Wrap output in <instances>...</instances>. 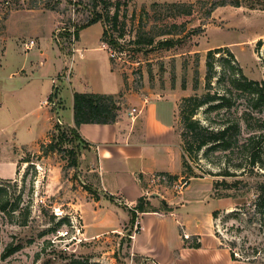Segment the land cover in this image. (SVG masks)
Wrapping results in <instances>:
<instances>
[{
	"label": "rangeland",
	"instance_id": "obj_1",
	"mask_svg": "<svg viewBox=\"0 0 264 264\" xmlns=\"http://www.w3.org/2000/svg\"><path fill=\"white\" fill-rule=\"evenodd\" d=\"M47 1L56 2L57 9H42ZM111 1L109 16L115 12V3H120L118 27L104 18L83 33L97 39L106 30L108 38L118 42L119 47L112 49L118 55L112 58L113 66L124 80L129 79L131 94L140 95L137 101H132L138 110L142 106L141 95L151 101L153 95L160 94L171 109L176 99L180 102L185 97L203 96L207 92L206 57L209 50L216 48L233 53L230 66L242 68L249 81L264 80V0H228L235 3L218 7L209 16V5L198 0ZM154 2L161 6L154 7ZM34 3L39 9H29ZM172 3H193L194 6L190 13L182 11L174 16L178 10L165 6ZM93 4L94 0H0V40L6 37L7 21L11 18L12 32L27 35L26 39L41 38L40 41L47 45L53 39L70 55L76 42L74 26L93 17ZM12 13H15L13 17ZM122 31L124 37H119ZM165 31L173 34L161 35ZM140 32L143 38L155 36V43L151 46L136 44ZM165 40H172L173 45L167 47ZM53 58L49 65L55 75L58 63ZM73 58L78 62L80 53L74 52L67 63ZM226 59L229 55L225 51L216 55V76L210 91L226 94L229 104L209 112H206L207 106L203 107L196 119L214 129L229 127L231 146L227 151L205 148L195 160L188 157L190 172L198 176L192 179L205 180H195L191 184L187 193L190 204L178 211L176 218L190 227L183 228L186 232L203 236L205 240L204 257L196 255L189 264H264V220L259 222L252 208L249 214L245 209L238 215L232 213L244 204L249 207L257 196L254 186L264 183V107L258 105L248 91H239L230 85L233 72L224 63ZM56 78L61 91L67 81ZM227 88L231 89L230 93H226ZM54 122V129L42 143L24 149L15 179L0 178L3 190L0 191V205L8 203L5 212L0 210V264H71L74 260L82 264H157L132 253V239L125 232L122 236L87 238L80 246H71V252L64 251L65 244L58 242L56 237L59 231L70 229L69 216L79 218L72 205L78 201L77 192L82 188L84 174L70 165V152L77 154V148L71 141L64 142L61 138L62 130L67 128L59 126L56 118ZM179 128L181 132L180 122ZM250 139L258 154L255 167L249 166L247 159L246 144ZM50 144L55 146V152ZM180 167L181 164L176 171ZM224 172L233 175L225 176ZM222 182L236 183L237 187L227 188ZM207 183H218L217 190L213 189L214 195L230 197L223 198L222 202L210 198ZM150 190L157 193L155 204L162 209L161 195L167 192L166 198L172 199L184 188L175 189L173 182L167 180L161 187L152 186ZM215 210L220 214L213 219L211 214ZM79 222L82 224L81 220ZM197 241L196 237L190 238V243ZM215 242L220 243L224 251L208 248ZM230 249L236 253L237 261L229 256Z\"/></svg>",
	"mask_w": 264,
	"mask_h": 264
},
{
	"label": "crops",
	"instance_id": "obj_2",
	"mask_svg": "<svg viewBox=\"0 0 264 264\" xmlns=\"http://www.w3.org/2000/svg\"><path fill=\"white\" fill-rule=\"evenodd\" d=\"M11 20L7 21L6 37L0 40V178L15 179L24 149L35 148L47 138L54 129V118L58 117L65 128L76 129L75 92L121 95L122 107L115 123L83 124L76 129L82 140L77 147V170L84 174V180L72 207L82 222L84 236L99 239L111 234L122 236L124 232L130 235L135 224L130 207H136L144 198L157 211L140 212L142 228L130 242L132 253L157 264H189L196 255L203 258L204 237L186 232L183 228L190 227L180 223L176 213L189 206L187 193L191 184L205 179H191L178 197L166 198L167 192L161 195L159 199L166 201L171 211L160 209L155 204L157 193L150 190L154 174L185 177L178 99L171 109L160 94L153 95L151 101L141 95V112L131 116V110L136 108L132 101L140 95L131 94L129 79L124 80L114 68L108 46L102 41L103 31L97 39L83 33L89 27L80 31L68 55L53 39L47 45L41 38L26 39L27 35L12 32ZM30 41L34 45L28 50ZM74 52L80 53L78 62L73 58L67 63ZM50 58L58 63L55 75ZM64 74L68 80L61 91L58 87L59 105L52 110L43 103L53 94V80ZM179 164L180 170L176 171ZM206 187L209 197L216 199L212 183ZM194 237L200 248L193 247L195 242L190 243ZM222 247L215 242L208 248L222 252Z\"/></svg>",
	"mask_w": 264,
	"mask_h": 264
},
{
	"label": "trees",
	"instance_id": "obj_3",
	"mask_svg": "<svg viewBox=\"0 0 264 264\" xmlns=\"http://www.w3.org/2000/svg\"><path fill=\"white\" fill-rule=\"evenodd\" d=\"M58 1V0H57ZM199 3L207 4L209 5V8L207 10V15L213 13V11L221 6H225L227 4H232L235 2H230L228 0H198ZM93 11L94 15L91 19H89L84 24L78 26L75 25V36L74 38L78 40L79 38V32L83 29L88 28L91 25L97 24L101 22L104 18L106 21H112L113 27H118V19H119V7L120 3L117 1L115 3V12L112 16H109L110 12L109 8L111 5H113V2L108 0H94L93 4ZM154 7L161 6L159 2L153 3ZM165 6L169 7V9H173L174 11L178 10V13L176 14L174 12V16L179 15V12L186 11L187 13L191 12V9L193 8L194 4H186V3H172V4H165ZM100 7V8H99ZM186 7L188 10H181L180 8ZM29 9H39L38 4H32ZM42 9L44 10H51L55 11L57 9V4L51 3V2H45L43 3ZM106 14L104 15V13ZM183 13V12H182ZM185 13V12H184ZM173 34L171 31H165L161 35H168ZM119 37H124V32H120ZM136 44L138 45H148L151 46L155 43V36H149L146 38H143V34L138 33L137 35ZM102 41L108 45L110 49L115 50L119 47V44L116 40L111 39V37L108 38V33L106 30H103L102 35ZM262 41H259L258 44L261 45ZM164 45L167 47H170L173 45L172 40H165ZM226 52L227 55H229V59H226L224 63L229 65V69L233 72V80L230 82V85L232 87H235L237 90L241 91H248L252 97L253 100L256 101L258 105H262L264 107V80L263 81H249L246 76L243 73L242 68L230 66V58L234 59L233 53L227 51L225 48H216L213 50H209L207 57H206V89L207 92L203 94V96H190L182 98L179 102L178 106V113H179V121L181 125V140H182V161H183V175L188 177L187 178V185L189 184L188 180L191 181L192 178H196L198 176H195L192 174L189 170L188 166V157L190 156L192 160H195L198 154L203 151V149L207 148L209 150H222L227 151L229 147L231 146L230 139L228 137L229 133V127L222 126L221 128L214 129L211 126H205L202 124V122L198 119H196V116L199 112V110L203 107L207 106L206 112L212 111V110H218L223 109L225 105L229 104V99L227 98L226 94H219L218 92H211V83L216 76V70H215V57L216 55L220 54L221 52ZM112 60V58H111ZM113 62V60H112ZM225 67V66H224ZM222 79V77H220ZM195 85H198V82L196 81ZM231 89L227 88L226 93H230ZM56 93L52 94L50 96V99H53L56 97ZM120 97L113 96V95H104V94H94V93H81V92H75L74 93V124L75 128H79L83 124H113L118 120L120 111H121V105H120ZM59 125V124H58ZM62 126V125H59ZM76 129L70 128L67 130H62L61 132V138L64 142L71 141L74 145H76V148L79 146V144L82 142L80 136L78 135ZM70 138V140H69ZM52 151L55 152V146H52ZM254 145V142H252V139L247 140L246 147L248 149V157L249 159V166L255 167L257 165V152L253 150L252 146ZM70 155L72 156V167L78 166V160H77V154L75 152L71 151ZM240 168L242 166H239ZM163 176H166L170 182H173L174 180H177V176H173L170 174H160ZM225 176H231L230 172H224ZM185 177V178H186ZM223 183V182H222ZM221 183V184H222ZM226 183V182H224ZM223 183V184H224ZM218 187V183L213 185L214 190L216 191ZM227 188L231 187H237L235 184H227ZM255 190L257 191V196L254 202L248 207L247 204H244L242 207L239 208V211L232 212L235 215H238L239 213L243 212L245 209L246 212L249 209L255 210L254 214L256 217H259V222L263 223L264 220V183L262 184H256L254 186ZM0 191L1 190L0 188ZM216 199H223L230 196H221V195H214ZM8 203L0 205V210L5 212L6 206ZM163 206L164 211H171L166 201L161 202ZM136 210L138 212H156L157 210H154L149 202H146L144 198L140 199L138 201V204L136 205L135 209H133L131 212L133 214V224L136 220ZM252 211V210H251ZM220 214L219 210H215L212 212L213 219H216L218 215ZM62 221V220H59ZM194 248H200L201 244L199 242H196L193 246ZM13 251H10L7 256L11 255ZM230 257L233 261H237L236 253L233 251V249L229 250ZM71 264H82L80 261L74 260ZM87 264V263H86Z\"/></svg>",
	"mask_w": 264,
	"mask_h": 264
},
{
	"label": "built area",
	"instance_id": "obj_4",
	"mask_svg": "<svg viewBox=\"0 0 264 264\" xmlns=\"http://www.w3.org/2000/svg\"><path fill=\"white\" fill-rule=\"evenodd\" d=\"M33 45H34V41H30L27 44L26 48L29 50ZM108 50H109L111 58L114 59L118 56L109 47H108ZM58 78L68 80V75H65V74L59 75ZM57 81H58L57 78H55L53 80V84H54L53 93L54 94L57 92V90H55V89H58ZM147 102H148V100L145 99V103H147ZM43 105L50 107L52 110L57 109V107L59 105L57 97H54L53 99L48 98L47 100L44 101ZM140 112H141V110H137L136 108H133L130 112V115L131 116L138 115V114H140ZM56 122H57V124L62 125V122L58 117H56ZM167 180L169 181V179L166 176H163L160 174H154L150 178V184H151V186L156 187V186H159V185L167 182ZM186 186H187V180L185 177L179 178V179L173 181V188H175V189L183 190V188H185ZM148 194H149V192L147 193V195ZM130 209L133 210V209H135V207H130ZM139 215H140V212H138L136 210V216L137 217L135 220V224H134L132 233L129 235V237L131 239H133L136 236V233L142 228L141 224L138 220ZM78 219L79 218H77V217L75 218V217L69 216V226H70L69 228L70 229L58 232V236L56 238H57L58 242H63L65 244L64 251L71 252V249H72L71 246L74 245V246L78 247L82 243L87 241V238L84 236L83 225L79 222L80 219L79 220Z\"/></svg>",
	"mask_w": 264,
	"mask_h": 264
}]
</instances>
